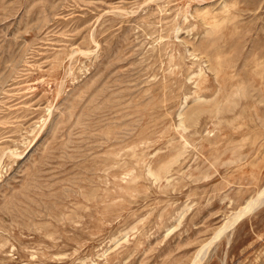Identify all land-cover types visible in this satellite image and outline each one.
<instances>
[{
  "label": "rangeland",
  "instance_id": "1",
  "mask_svg": "<svg viewBox=\"0 0 264 264\" xmlns=\"http://www.w3.org/2000/svg\"><path fill=\"white\" fill-rule=\"evenodd\" d=\"M263 199L264 0H0V264H264Z\"/></svg>",
  "mask_w": 264,
  "mask_h": 264
},
{
  "label": "bare ground",
  "instance_id": "2",
  "mask_svg": "<svg viewBox=\"0 0 264 264\" xmlns=\"http://www.w3.org/2000/svg\"><path fill=\"white\" fill-rule=\"evenodd\" d=\"M211 71V70H210ZM214 71V70H213ZM214 73V72H213ZM200 75V74H199ZM215 76V75H214ZM196 83V82H195ZM231 90V89H230ZM219 105V104H218ZM222 105V104H221ZM217 106V105H216ZM216 108V107H215ZM218 110V109H217ZM244 110V109H243ZM243 112V111H242ZM217 113V111H216ZM212 134V133H211ZM257 138V137H256ZM255 143V142H254ZM262 202H264V199L262 200Z\"/></svg>",
  "mask_w": 264,
  "mask_h": 264
}]
</instances>
